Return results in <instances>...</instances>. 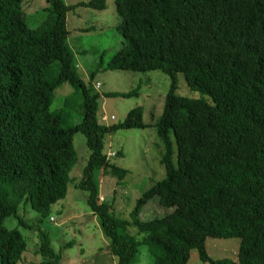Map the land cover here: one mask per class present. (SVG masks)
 <instances>
[{"label": "trees", "instance_id": "trees-1", "mask_svg": "<svg viewBox=\"0 0 264 264\" xmlns=\"http://www.w3.org/2000/svg\"><path fill=\"white\" fill-rule=\"evenodd\" d=\"M44 1V17L31 28L26 0H0V264H18L26 249L4 218L26 223L21 203L47 215L66 196L70 180L86 192L117 264H133L141 246L151 264H187L192 249L208 264H264V0H113L122 40L105 64L99 62L102 69L160 70L170 79L153 124L164 145L165 176L136 199L127 219L99 200L100 173L121 182L129 172L110 162L104 137L146 127L143 109L133 107L123 120L103 124L99 93L78 75L67 42V12L102 10L106 0ZM177 73L209 99L177 95ZM63 83L80 92L81 118L72 125L65 112L71 93L63 106L50 109ZM138 94L137 86L105 96ZM76 132L89 151L77 178L70 177ZM152 199L171 211L141 220ZM130 226L140 239L128 233ZM227 237L239 240L236 257L211 258L206 239ZM37 253V264H60V251L45 232Z\"/></svg>", "mask_w": 264, "mask_h": 264}, {"label": "rangeland", "instance_id": "rangeland-1", "mask_svg": "<svg viewBox=\"0 0 264 264\" xmlns=\"http://www.w3.org/2000/svg\"><path fill=\"white\" fill-rule=\"evenodd\" d=\"M64 1L73 4L87 0ZM44 6V0H26L24 3L25 21L31 28H36L43 19L41 8ZM119 22L120 17L115 11L113 0H106L102 10L78 7L67 12V42L72 50L78 75L87 85L90 84L92 91L99 93L98 118L105 116L103 124L110 125L123 120L133 107L141 106L143 109L146 127L117 129L104 137L103 151L115 153L109 157L110 162L129 172L121 182L114 176L100 173L99 200L111 205V212L116 218L127 219L136 199L165 176L164 166L160 162L164 145L153 124L161 113L170 79L160 70L102 69L99 62L105 64L121 46V35L115 29ZM93 71L94 76L90 80L89 74ZM177 80V95L209 99L198 91L191 90L181 73H177ZM97 83L98 87L95 86ZM137 86L138 96H105L106 92H128ZM68 95L70 97L65 108L68 114L66 125H72L80 121L82 110L80 92L74 91L70 84L63 83L54 90L50 109L63 106V100ZM170 136L173 138L172 134ZM73 147L77 162L70 171V177L77 178L89 154L81 132L74 133ZM170 211L171 209L160 206L156 199H152L143 206L139 217L141 220L152 219ZM18 213L26 223L19 224L14 216H6L3 221L6 228H17L25 240L26 249L18 264H37L41 260L37 250L42 232L47 233L50 246L55 251H60V264H117L97 216L86 203V192L75 187L74 181L70 180L66 196L53 203L47 215L42 216L31 209L29 204L23 203L20 204ZM128 233L136 239L142 237L132 226L128 227ZM69 241L72 244L65 246ZM238 243L237 237L207 238L205 247L213 259H234ZM133 264H151V257L145 246H141ZM187 264L208 263L200 260L197 249H192Z\"/></svg>", "mask_w": 264, "mask_h": 264}, {"label": "built area", "instance_id": "built-area-1", "mask_svg": "<svg viewBox=\"0 0 264 264\" xmlns=\"http://www.w3.org/2000/svg\"><path fill=\"white\" fill-rule=\"evenodd\" d=\"M97 85H98V84H97ZM101 120L105 122V120H106L105 116L102 115V116H101ZM114 154H115L114 152H107V153H106L107 157L114 156Z\"/></svg>", "mask_w": 264, "mask_h": 264}]
</instances>
